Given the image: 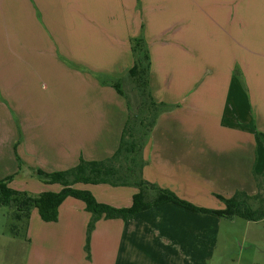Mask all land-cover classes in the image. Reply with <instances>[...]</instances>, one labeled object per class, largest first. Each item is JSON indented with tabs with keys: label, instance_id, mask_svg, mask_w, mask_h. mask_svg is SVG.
Returning a JSON list of instances; mask_svg holds the SVG:
<instances>
[{
	"label": "crops",
	"instance_id": "1",
	"mask_svg": "<svg viewBox=\"0 0 264 264\" xmlns=\"http://www.w3.org/2000/svg\"><path fill=\"white\" fill-rule=\"evenodd\" d=\"M142 32L154 98L175 105L161 114L145 147L144 178L213 209L226 207L218 195L258 192L264 0H0V179L14 175L9 186L34 195L59 192L63 185L43 182L36 170L62 171L116 152L127 99L94 73L126 75L134 63L132 39ZM75 188L118 208L131 207L140 191L108 183ZM91 216L73 196L56 221L43 220L35 208L25 264H213L226 219L175 203L127 220L102 218L89 259ZM246 225L248 242L264 220ZM256 233L252 244L261 255L248 264H264V232ZM8 245L4 255L13 262V233Z\"/></svg>",
	"mask_w": 264,
	"mask_h": 264
},
{
	"label": "trees",
	"instance_id": "2",
	"mask_svg": "<svg viewBox=\"0 0 264 264\" xmlns=\"http://www.w3.org/2000/svg\"><path fill=\"white\" fill-rule=\"evenodd\" d=\"M132 52L134 63L126 75L114 77L94 73L101 85L115 87L128 103L129 118L125 124L120 145L111 157L102 160L82 159L72 168L51 173L37 169V177L43 182L63 185V189L59 192L45 191L34 195L28 191H19L10 187L9 183L14 175L0 179V205L11 208L10 224L15 236L21 235L23 226L24 231H27L32 211L35 208L39 210L43 220H58L59 207L69 196L83 200L87 210L92 214L87 227L85 245L89 259L92 256V234L100 219L122 218L127 220L143 210L167 203H175L195 213L211 214L221 218L241 217L257 222L264 220V171L261 174L254 173L258 187L257 193L250 194L239 190L230 198L218 195L226 204L224 209L197 206L181 198L171 189L163 188L144 178L143 169L147 163L144 158L145 147L161 114L172 110L175 105L159 102L154 98L151 87V53L144 32L132 39ZM235 74L245 85L242 74L237 68ZM259 137L264 144V133L260 132ZM22 139L23 134L20 128L18 143ZM19 161H21L20 158ZM81 182L134 186L140 191L135 194L131 207L118 208L99 202L90 191L75 188V185Z\"/></svg>",
	"mask_w": 264,
	"mask_h": 264
},
{
	"label": "rangeland",
	"instance_id": "3",
	"mask_svg": "<svg viewBox=\"0 0 264 264\" xmlns=\"http://www.w3.org/2000/svg\"><path fill=\"white\" fill-rule=\"evenodd\" d=\"M197 34L203 36L198 31ZM203 38L201 41L204 40ZM198 65L196 64L197 67ZM123 87L125 88L124 80ZM10 213V207L0 205V264H25L27 259V244L24 242V237L27 231H24V226L22 227L23 231L21 235L15 236V260L13 259V262L6 260L5 257L7 256L4 255L9 246L8 241L12 236ZM231 220L226 218L223 221L219 249L217 255L213 258V264H248L253 255L260 254V246L256 247L252 243L253 237L257 234L256 232H264V228L253 229L254 231L249 235V241L247 242L245 238V233H248L247 220L241 217H236L235 220L237 221L235 222ZM243 243L246 245L245 249L241 247Z\"/></svg>",
	"mask_w": 264,
	"mask_h": 264
}]
</instances>
